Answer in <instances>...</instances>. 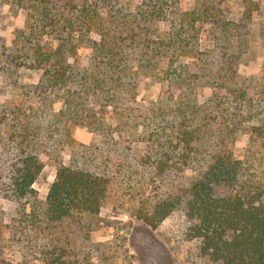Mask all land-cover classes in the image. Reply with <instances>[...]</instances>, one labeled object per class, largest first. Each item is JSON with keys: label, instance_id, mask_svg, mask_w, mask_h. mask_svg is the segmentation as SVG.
Returning a JSON list of instances; mask_svg holds the SVG:
<instances>
[{"label": "rangeland", "instance_id": "rangeland-1", "mask_svg": "<svg viewBox=\"0 0 264 264\" xmlns=\"http://www.w3.org/2000/svg\"><path fill=\"white\" fill-rule=\"evenodd\" d=\"M159 1L156 11L158 0H0V166L6 152L16 147L25 146L35 155L41 169L32 187L39 207L60 163L104 172L110 179L97 214L70 216L52 225L42 219L31 222L25 200L0 196V258L6 264H40L37 251L45 245L58 247L69 264H214L201 255L200 240L189 233L193 221L180 207L155 228L136 217L141 203L187 187L203 168L192 161L180 171L159 175L140 165L139 136L150 107L164 105L161 99L172 112L183 91L192 92L197 103L213 94V82L199 81L193 73L200 61L201 67L220 66L223 53L212 30L216 19L235 27L238 86L252 98L257 118H264V0ZM189 10L198 13L199 32L190 44L183 38L190 55L176 58L166 45L179 27L180 14ZM79 18L87 25L81 26ZM181 35L188 36L185 27ZM100 38L122 49L125 66L136 73L124 79L129 93H113L106 86L81 94L84 75L102 70L95 67L99 59L91 43ZM141 52L149 61H142ZM55 62L69 77L66 82L56 83L47 70ZM169 63L172 70L165 73ZM183 64L190 66V75L178 86L175 79ZM133 107L137 117L126 122L122 111ZM93 119L107 127L97 128ZM233 156L242 162L243 177L264 189V134L256 137L242 129Z\"/></svg>", "mask_w": 264, "mask_h": 264}, {"label": "trees", "instance_id": "trees-1", "mask_svg": "<svg viewBox=\"0 0 264 264\" xmlns=\"http://www.w3.org/2000/svg\"><path fill=\"white\" fill-rule=\"evenodd\" d=\"M154 8L160 10L161 1L158 0ZM197 15L195 10L180 14L179 27L169 34L166 49L171 50L174 57L190 55L191 46L183 47V38L189 39V44L194 41L192 38L196 39L199 32L195 25ZM216 20L218 22L214 23L212 30L223 53L219 58L220 66L215 69L201 67L200 61L193 73L199 81L210 79L213 82V94L205 102L197 103L192 92H189V98V94L183 91L177 95L172 112L167 110V100L161 99L164 105L150 107V115L142 121L143 130L139 136L143 149L140 165L150 167L157 174L180 171L192 161L198 168H203L196 171L187 187H177L150 204L141 203L136 217L155 228L172 210L180 207L193 221L189 227L190 236L200 240L201 255L212 263L264 264V189L243 177L242 162L233 156V144L242 129L247 127L256 137L263 136L264 118H257L252 98L238 86L233 52L240 45L233 43L231 33L235 27L229 22ZM78 22L81 26L87 25L80 18ZM182 27L187 31V37H182ZM91 43L95 45V55L99 59L95 67L102 70L95 76L91 72L84 75L79 88L81 94L91 90L100 92L106 86L112 88L113 93L121 90L129 93L131 86H124L127 82L124 79L128 76L132 79L136 73L125 66L127 59L122 49L112 47L110 41L103 38ZM141 55L145 56L142 61H149L146 54L141 52ZM34 60L45 61L47 57ZM171 64L167 65L165 73L172 70ZM70 67L73 68L71 65L65 68ZM189 67L183 64L179 70V77L175 79L178 86L189 77ZM46 68L52 70L51 76L56 83L66 82L69 78L62 74V68L56 62ZM98 94L96 96L100 97ZM67 108L71 111L70 105ZM134 109H123L126 122H133L137 117L134 113L138 108ZM214 121H217L216 125ZM93 122L97 128L107 127L97 119ZM16 148L6 152L0 166V196L29 203L27 216L31 217V222L42 219L45 224L52 225L70 216L97 214L109 191L110 179L106 173L58 164L44 206L39 207L32 184L41 165L25 146ZM37 252L41 256L40 264H69L58 247L45 245ZM4 263L0 258V264Z\"/></svg>", "mask_w": 264, "mask_h": 264}]
</instances>
